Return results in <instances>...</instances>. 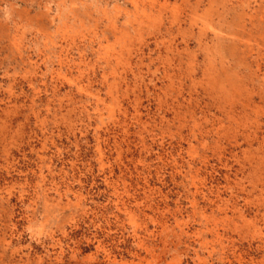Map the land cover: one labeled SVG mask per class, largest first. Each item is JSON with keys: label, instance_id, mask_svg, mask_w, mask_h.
Segmentation results:
<instances>
[{"label": "rangeland", "instance_id": "obj_1", "mask_svg": "<svg viewBox=\"0 0 264 264\" xmlns=\"http://www.w3.org/2000/svg\"><path fill=\"white\" fill-rule=\"evenodd\" d=\"M263 159L264 0H0V264H264Z\"/></svg>", "mask_w": 264, "mask_h": 264}, {"label": "bare ground", "instance_id": "obj_2", "mask_svg": "<svg viewBox=\"0 0 264 264\" xmlns=\"http://www.w3.org/2000/svg\"><path fill=\"white\" fill-rule=\"evenodd\" d=\"M119 156V155H118ZM117 156V157H118ZM264 160V159H263ZM101 161V160H100ZM103 163V162H102ZM102 167V166H101ZM109 182V181H108ZM112 182V181H111ZM109 184V183H108ZM146 186V185H145ZM119 187V186H118ZM116 189V188H115ZM117 196V195H116ZM119 202V201H118ZM264 216V215H263ZM261 216V217H263ZM215 217V216H214ZM213 219V217H211ZM215 219V218H214ZM264 219V218H263ZM58 244V243H57ZM101 244V243H100ZM55 245V244H54ZM58 247V246H57ZM54 249V248H53ZM58 249V248H57ZM164 251V250H163ZM60 254V252H58ZM61 258V257H60ZM58 259V258H57ZM60 260V259H59ZM71 262V261H70ZM74 262V261H73ZM56 263V262H55ZM61 263V262H60ZM76 263V262H75Z\"/></svg>", "mask_w": 264, "mask_h": 264}]
</instances>
